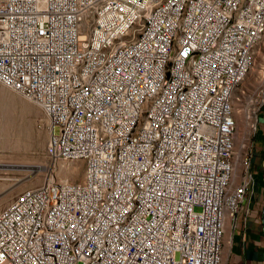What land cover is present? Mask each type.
<instances>
[{
	"label": "built area",
	"instance_id": "2783aa9c",
	"mask_svg": "<svg viewBox=\"0 0 264 264\" xmlns=\"http://www.w3.org/2000/svg\"><path fill=\"white\" fill-rule=\"evenodd\" d=\"M263 38L264 0H0V84L41 108L51 161L83 163L0 210V264H221L254 186L252 146L232 185V97Z\"/></svg>",
	"mask_w": 264,
	"mask_h": 264
},
{
	"label": "rangeland",
	"instance_id": "374dc122",
	"mask_svg": "<svg viewBox=\"0 0 264 264\" xmlns=\"http://www.w3.org/2000/svg\"><path fill=\"white\" fill-rule=\"evenodd\" d=\"M263 91L264 38L254 49L249 70L232 97L236 124L234 160L237 157L232 185L239 180L240 156L244 157L251 145L258 151L263 143L257 133L258 117L262 109L264 112V106L258 110ZM256 120L257 129L253 132L248 126ZM48 136L49 125L41 108L0 84V210L21 192L40 186L49 174L55 178L59 165H77L76 172L79 171L78 177L74 178L72 166L65 168L59 172L60 179L69 177L71 181H81L83 163L53 162L45 155ZM260 150L262 161L264 148ZM34 168L35 173L31 172Z\"/></svg>",
	"mask_w": 264,
	"mask_h": 264
},
{
	"label": "crops",
	"instance_id": "0c3cea01",
	"mask_svg": "<svg viewBox=\"0 0 264 264\" xmlns=\"http://www.w3.org/2000/svg\"><path fill=\"white\" fill-rule=\"evenodd\" d=\"M258 124L257 133H260L263 141L260 149H263V109ZM260 149H253L250 161L254 186L248 191L238 212L224 220L221 264H264V159L261 161Z\"/></svg>",
	"mask_w": 264,
	"mask_h": 264
},
{
	"label": "bare ground",
	"instance_id": "6f19581e",
	"mask_svg": "<svg viewBox=\"0 0 264 264\" xmlns=\"http://www.w3.org/2000/svg\"><path fill=\"white\" fill-rule=\"evenodd\" d=\"M255 112V111H254ZM254 121H252V123H253ZM249 124V123H248ZM250 126V125H249ZM248 126V127H249ZM250 129V128H249ZM241 160H242V156H240V169H241ZM236 161H237V157L235 158V160H234V169H235V167H236ZM72 166V168L75 170V175H74V178H77L78 177V174H79V171H77L76 172V170L78 169V167H77V165H59L58 166V168H57V172H56V174H55V179L57 180V181H60V182H75V181H71L70 179H69V177L68 178H66V179H60L59 177L60 176H58L59 175V172L60 171H62V170H65V168H69V167H71ZM4 167H9V166H4ZM80 167V166H79ZM12 168V167H11ZM82 169V168H81ZM37 170L34 168L33 170H31V172H33V173H35ZM82 174H83V169H82ZM82 176V175H81ZM49 178L51 179V174H49ZM54 178V177H53ZM31 189H34V188H31ZM6 207V206H5Z\"/></svg>",
	"mask_w": 264,
	"mask_h": 264
}]
</instances>
